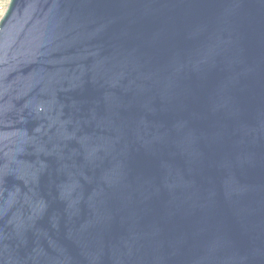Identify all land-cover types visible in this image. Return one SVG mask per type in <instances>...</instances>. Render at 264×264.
<instances>
[{"label":"water","instance_id":"95a60500","mask_svg":"<svg viewBox=\"0 0 264 264\" xmlns=\"http://www.w3.org/2000/svg\"><path fill=\"white\" fill-rule=\"evenodd\" d=\"M0 264H264V0H9Z\"/></svg>","mask_w":264,"mask_h":264},{"label":"rangeland","instance_id":"374dc122","mask_svg":"<svg viewBox=\"0 0 264 264\" xmlns=\"http://www.w3.org/2000/svg\"><path fill=\"white\" fill-rule=\"evenodd\" d=\"M8 2H9V0H0V4L3 6L4 11L7 8Z\"/></svg>","mask_w":264,"mask_h":264},{"label":"built area","instance_id":"2783aa9c","mask_svg":"<svg viewBox=\"0 0 264 264\" xmlns=\"http://www.w3.org/2000/svg\"><path fill=\"white\" fill-rule=\"evenodd\" d=\"M4 8H3V6L0 4V20H1V18H2V16H3V14H4Z\"/></svg>","mask_w":264,"mask_h":264}]
</instances>
